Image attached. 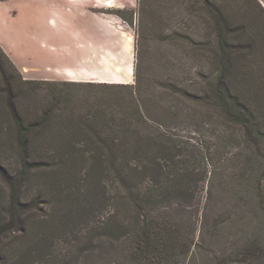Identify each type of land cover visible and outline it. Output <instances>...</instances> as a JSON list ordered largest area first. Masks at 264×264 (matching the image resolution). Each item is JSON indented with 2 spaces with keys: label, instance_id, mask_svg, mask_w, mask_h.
<instances>
[{
  "label": "rangeland",
  "instance_id": "1",
  "mask_svg": "<svg viewBox=\"0 0 264 264\" xmlns=\"http://www.w3.org/2000/svg\"><path fill=\"white\" fill-rule=\"evenodd\" d=\"M191 2L195 0L0 1V46L26 80L139 83L153 114L166 117L174 135L204 154L195 165V205L173 203L158 215L181 232L172 264H224L223 257L249 241L264 240V157L256 158L238 137L234 141L237 131L224 125L214 107L193 97L206 94L216 64L212 32ZM208 40L212 45H200ZM3 163L12 173L19 170L16 155ZM52 174H37L29 190L31 197L40 191L46 197L42 212L33 214L51 222L52 246L44 258L34 255L28 264H138L132 237L108 226L119 209L107 205L105 193L118 196V185L106 179L91 193L88 182H82L85 188L67 208L46 186ZM8 199L0 178V209ZM76 209L89 217L80 211L77 216ZM9 242L18 244L20 238L12 236Z\"/></svg>",
  "mask_w": 264,
  "mask_h": 264
},
{
  "label": "trees",
  "instance_id": "2",
  "mask_svg": "<svg viewBox=\"0 0 264 264\" xmlns=\"http://www.w3.org/2000/svg\"><path fill=\"white\" fill-rule=\"evenodd\" d=\"M191 4V9L202 11L212 32L209 48L216 64L206 94L193 97L214 107L224 125L237 131L234 141L238 137L260 159L264 4L261 0ZM206 43L200 45H212L210 40ZM139 90V83L135 87L26 80L0 46V178L9 191L7 206L0 209V264H28L34 255L44 258L52 246L51 222L33 214L42 212L46 197L42 191L29 195L36 175L42 173H53L46 186L67 208L85 188L82 182H88L89 190L106 179L118 185V196L105 193L107 205L115 203L119 209L108 224L110 230L132 237L138 264H172L181 248V232L158 215L173 203L195 205L194 185L199 180L195 165L204 154L174 135L164 122L167 118H157ZM42 93L46 96L37 99ZM11 154L19 160L17 173L3 163ZM76 211L77 216L87 215ZM12 236L20 242L8 243ZM222 259L224 264L261 263L264 240H251Z\"/></svg>",
  "mask_w": 264,
  "mask_h": 264
},
{
  "label": "crops",
  "instance_id": "3",
  "mask_svg": "<svg viewBox=\"0 0 264 264\" xmlns=\"http://www.w3.org/2000/svg\"><path fill=\"white\" fill-rule=\"evenodd\" d=\"M96 1H101V0H96ZM107 1V0H106ZM264 4V3H263ZM14 64L16 65V63L14 62ZM17 66V65H16ZM18 67V66H17ZM19 68V67H18ZM20 69V68H19ZM23 74H25V72L22 71Z\"/></svg>",
  "mask_w": 264,
  "mask_h": 264
}]
</instances>
